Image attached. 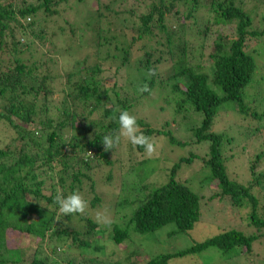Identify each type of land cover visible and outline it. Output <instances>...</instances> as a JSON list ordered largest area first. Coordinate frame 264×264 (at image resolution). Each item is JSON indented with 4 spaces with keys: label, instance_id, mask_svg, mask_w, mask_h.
Masks as SVG:
<instances>
[{
    "label": "trees",
    "instance_id": "trees-1",
    "mask_svg": "<svg viewBox=\"0 0 264 264\" xmlns=\"http://www.w3.org/2000/svg\"><path fill=\"white\" fill-rule=\"evenodd\" d=\"M258 1L256 8L264 5ZM113 2L0 0V264H172L211 248L219 252V263L252 264L253 246L264 247V147L246 162L247 179L238 181L228 173L225 154L235 136L214 125L219 107L228 103L225 112L242 120L246 135L264 127V73L255 59L264 56V16L263 27L252 28L248 0ZM108 18L122 22L127 32L113 33L102 24L110 23ZM58 31L71 36L63 49L57 48ZM84 34L87 45L80 47ZM60 51L69 54L62 71L51 66L57 59L47 57ZM144 84L150 91L169 90L167 107L172 117L181 116L174 126L182 127L189 111L200 118L185 130L192 134L190 143L207 151L179 157L164 169L163 181L143 180L136 172L139 180L128 191L135 196L123 200L132 205L129 217L123 224L108 222L105 229L89 213L106 210L93 174L100 164H112L114 148L105 151L101 141L119 129L118 110L131 113L150 92L139 91ZM137 122L151 138L164 135L173 146L190 144L176 139L165 122L160 127ZM133 151L145 150L129 143L126 152ZM194 159L205 173L207 197L178 174ZM154 160L136 162L142 175L151 172L147 163ZM111 179L108 173L106 181ZM73 191L90 209L66 216L55 196ZM212 202L228 206L237 226H217L202 241L146 259L131 242L127 252L114 250L110 260L108 243L117 246L134 233L168 224L175 226L172 232H187L202 222L204 205Z\"/></svg>",
    "mask_w": 264,
    "mask_h": 264
},
{
    "label": "rangeland",
    "instance_id": "rangeland-1",
    "mask_svg": "<svg viewBox=\"0 0 264 264\" xmlns=\"http://www.w3.org/2000/svg\"><path fill=\"white\" fill-rule=\"evenodd\" d=\"M113 2V0H100L102 2V6L105 3ZM258 0H248V4L250 9H253L251 13L253 17L252 28L261 29L263 27L261 18L264 16V5L257 7ZM114 3V2H113ZM89 4L88 10H90ZM93 6V5H92ZM248 6V5H247ZM117 10H122L123 7L120 5L117 6ZM86 8H83V12L85 13ZM88 15V14H87ZM125 13L123 14V16ZM126 16V15H125ZM110 23L106 20H102V24L104 26H109L113 29V33L124 35L127 32V28L122 22L120 24H116L117 22H113L112 18H108ZM59 23L55 25V28L58 29ZM214 28V26H213ZM67 32V31H66ZM61 33L58 31V38L56 40L57 48H64L67 46V43L71 41V36L69 32ZM81 32V31H79ZM81 34V33H80ZM130 33L128 32L127 38H130ZM80 47H84L87 45V37L86 35H81ZM44 51V48H39ZM64 51L60 52H47L48 56L51 58H55L58 61L56 63H52L51 66L55 70L62 71L60 65H64L62 54ZM76 52V51H75ZM68 54V53H67ZM69 55V54H68ZM255 59L258 64L261 65L262 72L264 73V56L255 55ZM132 70V67L130 68ZM167 67L163 69L164 74H166ZM134 76L136 75V70L132 73ZM262 86L264 88V80L262 82ZM159 91V92H158ZM171 97V93L169 90H154L148 92L144 95V98L140 100L138 104L132 107L131 114L135 115L137 119L145 121L149 123L152 127H160L162 123L165 122L166 130L172 131L173 136L176 139L184 140L190 143L192 134L189 131H186V127H190L191 125H197L199 121V117L196 116L193 111L188 112V116L183 114L181 119V126H174V123H180L178 118H181L180 114L176 117H172V111L169 107H167V97ZM167 99V100H166ZM144 105L147 110L144 109ZM229 104H223L219 107L218 118L216 119V123L214 125V129L219 132L225 131L227 135H233L234 140L232 144L225 149V154L229 157L227 161V170L230 177L244 182L247 175V163L250 159L258 153L264 147V127H261L258 131H252L250 135H246L247 129L242 126V120L238 121L234 116V112L232 110H227ZM143 108V109H142ZM185 116V117H184ZM241 119V118H240ZM196 121V122H194ZM252 122L257 121L253 120ZM173 123V124H172ZM247 123V122H244ZM141 128V127H140ZM189 139V140H188ZM152 140L157 145V150L153 154L149 155L146 151L144 153H140L139 151L135 152L132 156L126 152V148L130 143L127 139L122 138L119 145L115 146L113 150H111L110 159L112 160L111 165L100 164L94 171L93 178L95 179V191L99 193L102 197V201L106 210H95L90 211L91 216L94 219H97L101 223L102 228L108 227V222H116L119 224H123L130 215L132 210V205L123 204L124 196L133 200L135 193H128L130 187L136 182L139 178L136 176V172L140 173L143 180H152V178L157 179L156 181H163L165 176L164 169L168 167L174 161L181 156L187 157L189 153L198 154L200 156H204L207 151V146H196L194 143L187 144L185 146H173L169 143L168 137L164 135H154L152 136ZM195 141V139H193ZM145 158H154V161H149L147 163V167L151 172L146 175H142L141 168L136 165V162L143 160ZM200 161L194 159L190 166H184L183 169L178 172L182 177H187L189 186L196 192H203V194L207 197L210 193L208 191V185L202 184L204 179L203 170L200 169ZM133 167L132 169H130ZM131 170V171H130ZM108 173H111L112 179L110 182L106 181V176ZM262 191L264 192V185H262ZM93 193H89L86 195L87 198H91ZM127 195V196H126ZM226 204H224L225 206ZM205 211L208 210L202 217V222L195 224L193 229L184 232L177 233L172 232L175 229L173 224H168L161 229L153 232V233H145V234H132L131 239L125 240L120 245L114 246V244L108 243L111 246L108 250V254L110 260H115L116 256L112 254L115 250L117 251V255H121L120 253L127 252L132 246H128L131 242L135 244V248L142 250L145 252L144 259L147 257L162 252L174 251L180 248H186L191 246L195 242L202 241L207 237L215 234L219 228L221 227H230L237 226L236 222H233L235 219L231 217V213L228 209V206H225L224 209L217 206L215 202L210 203L208 206L204 205ZM90 206L88 205L87 211H89ZM228 211V212H227ZM126 219V220H125ZM106 232L102 235V238L97 239L100 243L105 239ZM143 252V253H144ZM219 252L215 248H211L201 252L200 254H196L194 256H188L185 260L183 259H174L172 264H180V262L185 261L184 264H226L225 261H216L219 259ZM253 258L249 263L259 264L260 262H264V247L261 245L255 244L253 246ZM99 254H102L99 253ZM28 261L30 257L26 258ZM229 264H235L232 260Z\"/></svg>",
    "mask_w": 264,
    "mask_h": 264
},
{
    "label": "clouds",
    "instance_id": "clouds-1",
    "mask_svg": "<svg viewBox=\"0 0 264 264\" xmlns=\"http://www.w3.org/2000/svg\"><path fill=\"white\" fill-rule=\"evenodd\" d=\"M154 74V73H152ZM140 92L150 91L147 84L140 86ZM117 121L119 129L114 133H109L103 137L101 141L104 150L113 149L119 145L122 138L127 139L132 145L144 148L149 154H153L157 150L156 143L151 137L141 131L140 125L137 122V117L131 114L128 110L120 109ZM55 203L59 206V211L64 215L84 214L88 208V201L79 191H73L67 195L63 192H58L55 196Z\"/></svg>",
    "mask_w": 264,
    "mask_h": 264
}]
</instances>
